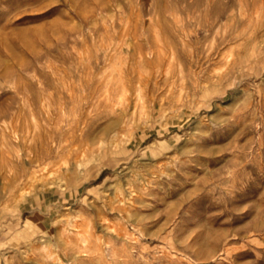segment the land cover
I'll list each match as a JSON object with an SVG mask.
<instances>
[{
    "label": "rangeland",
    "instance_id": "obj_1",
    "mask_svg": "<svg viewBox=\"0 0 264 264\" xmlns=\"http://www.w3.org/2000/svg\"><path fill=\"white\" fill-rule=\"evenodd\" d=\"M0 264H264V0H0Z\"/></svg>",
    "mask_w": 264,
    "mask_h": 264
}]
</instances>
